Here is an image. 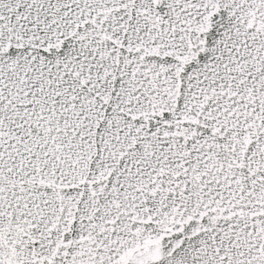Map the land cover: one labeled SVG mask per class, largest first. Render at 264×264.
<instances>
[{"label": "snow or ice", "instance_id": "6c2138e0", "mask_svg": "<svg viewBox=\"0 0 264 264\" xmlns=\"http://www.w3.org/2000/svg\"><path fill=\"white\" fill-rule=\"evenodd\" d=\"M0 264H264V0H0Z\"/></svg>", "mask_w": 264, "mask_h": 264}]
</instances>
